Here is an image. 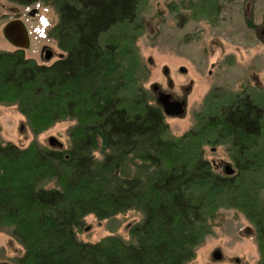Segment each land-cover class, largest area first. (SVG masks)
I'll return each instance as SVG.
<instances>
[{
	"label": "trees",
	"instance_id": "obj_1",
	"mask_svg": "<svg viewBox=\"0 0 264 264\" xmlns=\"http://www.w3.org/2000/svg\"><path fill=\"white\" fill-rule=\"evenodd\" d=\"M8 1L54 10L46 35L62 56L46 64L25 49L0 50V104L14 105L34 134L74 121L66 147L0 138V230L21 244L17 263L187 264L229 207L253 224L264 264V108L244 92L213 94L197 126L171 136L137 75L138 0ZM204 145H224L233 172L215 166ZM131 209L142 215L132 240L79 239L86 216Z\"/></svg>",
	"mask_w": 264,
	"mask_h": 264
},
{
	"label": "rangeland",
	"instance_id": "obj_2",
	"mask_svg": "<svg viewBox=\"0 0 264 264\" xmlns=\"http://www.w3.org/2000/svg\"><path fill=\"white\" fill-rule=\"evenodd\" d=\"M192 1L196 0H138L136 23L141 25L134 31L133 46L141 67L137 73L139 82L151 93L156 83L187 101L184 116L165 118L171 136H180L196 127L197 112L212 102L207 104L206 100L213 94L244 92L264 108V0H218L213 7L208 5L195 11L191 8ZM17 14L30 37L26 56L46 64L57 59L62 51L46 35L57 15L41 3L21 6L0 0V50L15 49L4 38L2 28ZM111 35V31L104 33L101 42ZM44 45L56 53L49 61L41 57ZM180 67L185 71L181 72ZM73 123L63 120L34 134L14 105L0 104V138L20 147H26L32 140L45 145L51 137L66 147L68 129ZM225 148L204 145L205 156L223 171L226 164L233 167ZM96 156L101 155L96 152ZM141 218V213L133 209L103 220L88 215L78 237L95 242L115 234L130 241L128 230ZM212 219L194 260L187 264H257L255 228L244 214L235 208L220 207ZM86 226L88 230L84 229ZM216 248L223 254L218 261L211 257ZM22 253L21 244L0 230V264H18Z\"/></svg>",
	"mask_w": 264,
	"mask_h": 264
},
{
	"label": "water",
	"instance_id": "obj_3",
	"mask_svg": "<svg viewBox=\"0 0 264 264\" xmlns=\"http://www.w3.org/2000/svg\"><path fill=\"white\" fill-rule=\"evenodd\" d=\"M2 33L4 38L16 48L27 49L30 46V37L28 30L22 19L19 17L8 20L2 28ZM51 55V50H46L45 59H50ZM59 56L61 57L62 54H60ZM180 71L184 72L185 68L180 67ZM152 90L156 95V102L162 107L163 113L167 117L184 116L187 106V101L185 98L173 97V94L171 92L161 90L159 84L156 83L152 85ZM49 144L52 146L56 144H58L59 146L62 145L61 142L57 141L53 137L49 139ZM225 169L227 173L233 172V169L229 164L225 165ZM84 229L88 230L89 226H86ZM211 257L217 261L221 260L223 257L222 251L219 248L214 249L211 253Z\"/></svg>",
	"mask_w": 264,
	"mask_h": 264
},
{
	"label": "flooded vegetation",
	"instance_id": "obj_4",
	"mask_svg": "<svg viewBox=\"0 0 264 264\" xmlns=\"http://www.w3.org/2000/svg\"><path fill=\"white\" fill-rule=\"evenodd\" d=\"M16 17H19L20 18V16L17 14L14 18H16ZM13 19V18H12ZM15 47V46H14ZM16 48V47H15ZM48 49H50V48H48V47H46L45 45L44 46H42V48H41V57H42V59H43V61H49V60H51L55 55H56V53L52 50V49H50L51 50V52H52V55H51V57H50V59H45V53H46V50H48ZM61 54V53H60ZM59 54V55H60ZM169 82V84H171L172 85V81L171 80H169L168 81ZM159 87H160V89L161 90H163L162 89V87L159 85ZM188 89V87H186V90ZM163 91H166V90H163ZM172 93V92H171ZM173 94V97H175V98H181V97H177V96H175V94L174 93H172ZM156 96V95H155Z\"/></svg>",
	"mask_w": 264,
	"mask_h": 264
},
{
	"label": "built area",
	"instance_id": "obj_5",
	"mask_svg": "<svg viewBox=\"0 0 264 264\" xmlns=\"http://www.w3.org/2000/svg\"><path fill=\"white\" fill-rule=\"evenodd\" d=\"M35 4H36V3H35ZM35 4H33V5H35ZM30 6H31V5H30ZM36 9H37V8H36ZM36 9H35V10H36ZM32 10H33V9H32ZM37 31H39V30L37 29Z\"/></svg>",
	"mask_w": 264,
	"mask_h": 264
}]
</instances>
